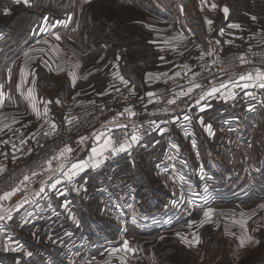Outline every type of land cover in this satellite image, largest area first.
I'll list each match as a JSON object with an SVG mask.
<instances>
[{
    "label": "crops",
    "instance_id": "crops-1",
    "mask_svg": "<svg viewBox=\"0 0 264 264\" xmlns=\"http://www.w3.org/2000/svg\"><path fill=\"white\" fill-rule=\"evenodd\" d=\"M99 1L101 0H90L88 3H85V0H29V5H25L23 3L15 4L13 0H0V167L5 169L29 156L33 151L36 135L44 130L53 129L52 124L56 125L55 129H62L63 116L68 108L105 100L116 101L118 104L113 115L114 118L130 119L128 123H121L119 125L121 128L124 129L122 125L130 127L132 122L140 123L141 121L152 120L161 123L158 126L160 130L147 141L132 143L131 148L126 149L125 152H116L115 159L105 162L104 155L108 149L102 155L96 156H93L91 151L92 148H99L104 143L107 134L114 127L102 126L91 134L77 137L75 143L69 146L73 151L67 153V155H70V159L65 166L61 167L64 171L70 169L72 164L82 161L88 162L82 171H78L82 174H86L88 171L92 173L100 171L103 162L106 165L113 161H119V165L114 166L119 168L125 157L129 158L135 149L146 147L147 151H151L158 144V139L161 137L165 138L166 146L167 139L172 140L169 136L172 119L177 117L173 111L181 108L184 109V113L194 116V127L191 132L193 135H191L188 146L190 150L186 157L180 160L183 162L181 164H187L186 160L190 161L191 151L195 155L194 159L199 161L200 155L196 151L201 150V148L203 159L198 164L203 166L210 167L212 164L218 166L232 165L237 163V160L242 163L247 162L245 165H260L261 163L258 160L261 157L263 158L262 162H264V143L261 144L262 149L258 154H253L254 147L258 145L256 136L261 132L264 134V128L255 129L253 127L248 129L242 124L245 121L243 120L244 112L248 109L253 111L252 109L259 108L262 98L259 97L258 92L254 97L249 93V90L243 87L229 88L228 85H231L233 81L238 82L233 80L234 77L232 76L226 78L225 83L228 88L224 91V94L215 93L201 100V94L210 91L216 85L212 84L204 89L203 87L195 88L189 94L190 96L188 94L181 95L180 97L184 96L185 98H181L177 104L183 102L182 105L184 106H178L171 112L169 106L159 102L139 109H132L126 103L137 94L141 95L147 92L151 85V87L160 84L171 87L179 86L182 80L189 77L190 70L194 69L192 66H197L196 62L198 60L201 58L205 60L206 57L215 53L214 50L216 53L217 49H219V53L224 51L223 47L229 41L235 42L238 40L239 43L237 42V44L240 45L243 36L240 28L228 27L232 23L231 21L239 23L240 18L235 15L233 18L225 16L222 11L224 4L228 1L223 0L221 7L217 4V0H119L121 2L119 7L122 14L126 15V19L132 16L138 19L136 21L153 22L156 19L146 16L147 14H155L154 16L159 19L157 21L162 23L175 24L177 21L182 23V27L179 26V29L183 31L182 39L176 35L172 38V40H175L172 44L163 43V40H167L164 38L166 35L163 32L159 34L160 37H157V34L154 33V38L160 39L158 41L159 48L172 45L171 48L173 49H170V52L174 55V58L165 59L168 63L171 62V66L166 65L165 61L161 59L162 56H159L160 63L157 65V69L151 70L144 65L143 68L140 66V68H146V70L139 81L131 79L126 74L128 65L126 68L124 67L122 57L107 55V52H105L107 56H103V52L99 51L98 47H84L81 41L76 46L74 40L65 41L66 38H63L67 33L72 32L68 27H62L63 23L85 22L87 17L90 18V22L92 20L96 21V9H98ZM233 1L237 2L238 0ZM147 2L151 3L150 9H147ZM185 2L186 5H184ZM239 3L241 4L240 1L237 2V4ZM213 4L221 7V10L212 8ZM6 9L8 10L7 14H5ZM138 11L141 13H138ZM207 20H212L213 23L209 25ZM57 26H59V29H54ZM230 29L233 32H230ZM169 30L172 31V27H169ZM221 31H223V35H221ZM227 31L228 38L224 36ZM245 35H252L258 42L264 41V29L259 28L254 30L252 34L245 33ZM57 36L60 39H57ZM167 52L169 51L163 53ZM177 56L182 57L184 61H180ZM219 58L220 56H218ZM99 60H101L100 65H98ZM177 60L179 61L177 62ZM211 61L215 60H209L205 63ZM185 65L188 67L185 68ZM149 73L152 75L149 76ZM165 73L166 75H164ZM177 73L179 75H176ZM73 76H75V80ZM93 76L98 77L103 84L98 86L97 81L92 79ZM120 76L128 81L127 85L120 80ZM30 90L31 97L29 96ZM258 90L259 87L256 91ZM229 92L233 95H228ZM261 92L264 96V92ZM218 95H221L222 99H219ZM57 100H59V103H56ZM198 100L199 103H197ZM33 103L36 104V109L40 113L39 116L33 110ZM45 108L48 109L47 113H45ZM125 109H131L135 115H129ZM120 113L124 114L120 115ZM209 119H213L209 122L210 124L217 121L215 128H210L204 123H208ZM201 127L206 135H210V139H206V137L198 138L197 128ZM100 132H103L105 137L97 140L96 135ZM244 135H247L246 138ZM81 137H87L88 139L81 143ZM214 140L217 143H214ZM209 149L219 150L222 157L207 153ZM184 152L186 153L185 149ZM212 155L214 158L210 157ZM72 156L73 158H71ZM89 157H92V159H89ZM61 168L56 172H48L43 175L38 185L27 187L24 190V199L23 197L20 199L22 202L30 203V206H27L28 208L25 207L22 211L15 210L14 207L19 204V201L14 196L8 200H0V217H2L0 218V264H28L29 261L37 259L43 261L41 264H47L54 259L63 264L66 261H71V258L74 260L79 256L77 252L73 254L65 253L66 241L63 238L66 235H64L52 239V242L50 241L52 245L46 241L48 244L42 245L50 247H44L42 254L29 259V238L21 239L20 236H16L15 219L16 217L23 218L24 215L28 216L26 219L28 223H25L28 226L27 229L29 227L35 229L38 225L45 230H61L60 233L70 229L73 231L72 236H74L82 228L80 222L73 221L63 224L61 220L65 214L69 213L70 208L66 206L72 197L70 191L66 190L69 188L67 184L70 180L64 178V172L61 171ZM233 175L235 176L233 180L239 179L236 173ZM225 176L226 174L219 175L222 179ZM57 179L61 182L55 188H52L51 185ZM75 180L76 178L72 179V183ZM247 192L245 191V193ZM234 194L241 193L236 188ZM30 195L33 199H29ZM246 195L243 194L238 197L241 198ZM55 196L63 198L61 204L56 201ZM127 196L130 197V200L136 199L138 209V204L141 202L135 198L134 192L128 191ZM26 199L28 201H25ZM125 205L127 204L125 203ZM126 210H128V207H126ZM158 211L154 214H157ZM140 213L143 214V212ZM125 222L114 221L110 223L120 231L134 226L135 231L145 234L146 231L133 222ZM95 227L97 229L98 225L95 223L90 224V232L86 236L87 241L83 244L85 246L89 245L86 253L89 252V258H92L95 255L93 253L97 252L100 247L105 246V244L100 245L102 243L115 245L125 243L122 232L120 233L121 237H111L108 239L111 241L106 240L108 242L93 240L91 231H95ZM19 228L21 229V226ZM48 236L50 237V235ZM68 236H71V234ZM128 244L130 245V243ZM31 246H34V243H31ZM130 249L134 248L130 247ZM62 251L64 253H61ZM103 251L105 249H99V252ZM39 255L42 256V259L39 258ZM89 258L87 262H90Z\"/></svg>",
    "mask_w": 264,
    "mask_h": 264
},
{
    "label": "rangeland",
    "instance_id": "rangeland-1",
    "mask_svg": "<svg viewBox=\"0 0 264 264\" xmlns=\"http://www.w3.org/2000/svg\"><path fill=\"white\" fill-rule=\"evenodd\" d=\"M222 1L217 0V4L221 5V7ZM226 1L228 2L224 6L226 5L230 10L227 16L233 18L235 15L240 18L238 24L241 25L240 30L243 36L240 45L237 44L238 40L228 42L223 47L224 51L222 52L231 50L247 51L263 44L264 41L258 42L252 35H245V33L252 34L254 30L264 29V0H238L237 2L240 1L241 4H237L233 0ZM120 4L119 0H101L97 6L98 9H96V21L92 20L90 22V18L87 17L85 22L76 21V23H70L71 25L69 23H60L63 25L62 27L66 26L72 31L63 38L67 39L65 41L74 40L76 46L81 41L84 47H98V50L103 52V56L109 54L114 57H122L124 67L126 68L128 65L126 74L131 79L139 81L143 77L146 68L151 70L158 68L157 65L160 63L159 56L163 57V61L167 58H174V55L170 52V49H173L171 48L172 45L159 48L158 41L160 39L154 38V33L157 34V37H160L159 34L163 32L166 35L164 38L167 39L163 40V43L172 44L175 42L172 38L176 35L182 39L183 31L179 29V26L182 27V23L180 21L175 24L162 23L157 21L159 19L154 16L155 14H147L146 16L156 19L153 22L136 21L138 19L132 16L126 19V15L122 14V10L119 7ZM146 4L147 9H150L151 3L147 2ZM186 4L185 2L184 5ZM218 5L214 9L221 10ZM138 13L141 12L138 11ZM252 16L257 17V19L252 20ZM231 22L234 23V21ZM169 27H172V31L169 30ZM56 28L59 29V26L54 29ZM230 32H233L232 29H230ZM228 35L227 31L224 36L228 38ZM166 51L169 52L163 53ZM105 52H107V55ZM214 52L211 56L206 57L205 60L200 57L201 59L199 58L200 60L196 62L197 66H192L194 69L190 70L189 77L182 80L177 87H182L184 83L190 82V77L201 68L203 63L209 60L216 61L220 53H222H219V49H217V53L215 50ZM177 57L180 61H184L182 57ZM100 58L105 59L104 57ZM100 64L101 60L98 62V65ZM165 64L171 66V62L165 61ZM143 65L146 68L142 69ZM92 79L97 81L98 86L103 84L96 76H93ZM192 86L190 84L184 87L181 92ZM260 90L264 92L263 88L258 91L249 90V93L254 97H256L258 92L262 100L260 99L259 108L252 109L253 111L248 109L243 114V120L245 121L242 124L248 129L253 127L255 129L264 128V96ZM218 98L222 99L219 95ZM182 103L164 105L169 106L171 112L178 106L183 107ZM173 113H176L175 115L177 116L176 120L172 119L174 123L176 122V125L182 117L187 116L183 108L174 110ZM174 114L173 116H175ZM191 116L193 118L192 121H194V116ZM212 120L209 119L208 123H204L210 128H215L217 121L214 124H210L209 122ZM174 125H170L169 136L172 140L177 139V141H180H178L180 144L175 143L176 154L164 157L165 138L161 137L158 139V144L151 151H147L146 147L135 149L129 158L125 157L119 168L118 166L114 167L119 165V161H113L106 165L101 161L103 162V167L100 171L93 173L88 171L86 174L79 172L72 178H76L73 183L72 179L68 181L67 187L69 188L66 190L70 191L72 197L66 207L70 208V210L61 220L63 224L73 221L82 223V228L77 232L75 231L76 235L72 236L73 231L70 229L60 233L61 230H45L40 225L36 226L35 229H31V227L27 229L26 227L28 226L26 224L28 222H26V219L28 216L24 215L23 218L16 217V236H20L21 239L29 238V252L32 253L29 259L42 254L44 247H50L46 246L48 244L46 241L51 243L52 239L66 235L67 237L63 238L66 241L65 253L73 254L77 252L79 256L74 260L71 258V261H66L63 264H264V207H261V205H264L263 158L261 157L258 160L261 163L260 165H245L247 162L242 163L237 160V163L232 165L218 166L212 164L208 167L198 164L203 159V150L201 148V150L198 149L196 151L200 155L199 161L194 159L195 155L191 151L190 161L186 160L187 164H181L183 162L180 160H183L190 150L188 146L193 134L187 137L185 135L181 136L177 127H175L176 125ZM197 129L198 138L206 137V139H210V135H206L202 127ZM244 136L246 138L247 135ZM256 137L258 145L253 149L254 155L258 154L262 149L261 144L264 143V134L262 132L258 133ZM167 140L169 141L170 139ZM215 141L213 142L217 143ZM207 153L222 157L219 150L209 149ZM210 157L214 158L213 155ZM162 159H165L164 161L166 162L160 164ZM175 161L180 162L176 163ZM234 173L239 178H236V181L233 180L235 178ZM224 174H226L224 179L219 177V175L222 176ZM140 183L142 184L140 191L143 194L142 199L136 196L137 185ZM235 186H237L236 188L241 194H234ZM128 191H133L135 198L141 202L138 204V209L137 202H135L136 199L130 200V197L127 196ZM245 191L248 192L245 193ZM166 192L167 196H165ZM23 193L24 191L13 195L19 201L18 205L20 206L14 207L17 211H22L25 207L30 206V203L22 202L20 199L21 197L24 199L25 195ZM243 194L247 195L241 198L238 197ZM30 198H32L31 195L29 196ZM55 199L60 204L62 203L63 198L55 196ZM149 199L150 201L159 200V203L165 202L163 209L159 210L157 214L143 212L141 208H143V204L146 206L145 204L148 203ZM116 200L121 206L118 209L110 210L108 204H113L111 201ZM25 201L28 200L26 199ZM126 207L130 211L126 210ZM209 208L214 210L211 220L204 223L201 227L200 221L204 219V212ZM140 212H143V214ZM249 216H251V219H248ZM71 218L74 219L72 220ZM241 220L247 222L246 229L238 223ZM114 221L123 223L131 221L147 233L142 234L135 231L134 226L122 231L117 230L115 226L111 225ZM194 221L196 223H193ZM92 223L98 225L97 229L95 227V231H91L92 235H90L93 240L101 242L111 237L118 238V236L121 237L120 233L122 232L125 242L127 244L130 243L128 246L133 247L134 251L123 250V243L116 245L102 243L100 245L105 244V246L99 249H105V251L99 252L98 249L97 252L93 253L95 255L89 258V252L86 254L89 245L85 246L83 244L87 241L86 236L89 235V226ZM190 224L192 225L191 227H189ZM19 226H21V229ZM177 233H180V236ZM69 234L71 236H68ZM244 236H252L253 242L245 243L241 247L240 239ZM181 237L187 238L188 241H191V244L185 243ZM196 237H199V243H196ZM256 240L260 241L259 244L254 242ZM31 243H34V246H31ZM112 249H121V251L111 254ZM61 253L64 252L62 251ZM39 258L42 259V256L39 255ZM88 258L90 262H87ZM41 263L43 261L37 259L29 261L28 264ZM60 263L54 259L47 264Z\"/></svg>",
    "mask_w": 264,
    "mask_h": 264
},
{
    "label": "built area",
    "instance_id": "built-area-1",
    "mask_svg": "<svg viewBox=\"0 0 264 264\" xmlns=\"http://www.w3.org/2000/svg\"><path fill=\"white\" fill-rule=\"evenodd\" d=\"M243 56L244 62H241L240 57ZM264 72V43L251 48L247 51L231 50L222 52L220 58L216 62H208L201 66V68L193 74L190 82H186L182 87H171L166 84H160L156 87H151L147 92L137 95L126 103L132 109L145 108L153 105L155 102L162 104H176L182 97L180 90L190 84L199 83L203 89L209 85H216L219 88L221 84H225L226 78L232 76L233 80H237L240 85L248 83L247 90H256L259 87V82L255 79L257 70ZM252 73L254 79L251 81H241L239 76L241 74ZM228 85L229 88L233 87ZM227 87V88H228ZM227 88H220L218 94H224ZM261 87H259L260 89ZM148 93H154L153 96H148ZM219 95L220 97H222ZM169 100H175V103H168ZM118 104L112 100H105L103 102H93L84 104L78 107L68 108L63 116L62 129H50L39 132L35 137V144L32 153L17 161L14 165L5 168L0 173V195L6 191H11L13 188L19 186L20 191L23 192L27 187L38 185L43 175L48 172H56L62 166H65L70 159V155L60 156V152L66 146L75 143L77 137L81 135H88L100 129L102 126H114L109 131L107 136H111L113 140V147H118L126 138H129L133 133L137 134L140 139L138 142L147 141L154 133L160 130L158 128V121L146 120L139 122H132L130 127L121 128V123H128L130 119H116L113 117ZM187 117V119L185 118ZM182 117L181 120L175 124L181 136H190L193 130V118L190 114ZM71 120V123L69 121ZM176 120V119H175ZM192 121V122H191ZM179 143L175 139L169 140L165 146V156L169 157L175 153L176 145ZM125 152V151H120ZM116 152L113 153L111 148L105 152V162H109L116 158ZM53 157H56L53 159ZM165 159H162L160 164ZM51 161V166H49ZM33 173H36L33 176ZM28 176L30 179L25 181L24 177ZM23 181V183H21ZM17 193V192H16ZM133 193V191H132ZM113 204H108L110 210L118 209L121 204L116 201H111Z\"/></svg>",
    "mask_w": 264,
    "mask_h": 264
},
{
    "label": "snow or ice",
    "instance_id": "snow-or-ice-1",
    "mask_svg": "<svg viewBox=\"0 0 264 264\" xmlns=\"http://www.w3.org/2000/svg\"><path fill=\"white\" fill-rule=\"evenodd\" d=\"M13 2L15 4H25V5H29V0H13ZM90 2V0H85V3H88ZM217 5L216 4H213L212 5V8H216ZM223 13L225 14V16H227L229 14V8L225 5L222 9ZM8 10L6 9L5 10V14H7ZM252 20H256L257 17L255 16H252L251 17ZM207 23L209 25H211L213 23L212 20H207ZM229 28H240L241 26L238 24V23H231L228 25ZM223 31H221V35H223ZM57 39H60L59 36L56 37ZM231 41H229L230 43ZM217 43H219V41H217ZM27 55V54H26ZM161 59H163V57H161ZM241 59V62H244V58L243 56L240 57ZM185 68H187L188 66L185 65L184 66ZM149 76H151L152 74L149 73L148 74ZM166 75V73L164 74ZM176 75H179V73H177ZM120 80L125 84L127 85L128 84V81L124 79L123 76H120L119 77ZM73 79L75 80V76H73ZM254 77L252 75V73H248V74H241L239 76V80L241 81H251L253 80ZM255 79L259 82V87L261 88H264V72L260 71L259 69L257 70L256 72V76H255ZM233 88L235 87H243V88H247L249 87V84L248 83H244L243 85H240L239 83H237L236 81H233V84H232ZM202 85H200L199 83H195L192 87H189L187 89L186 92H182L181 95H187L189 93H191L194 88H201ZM220 88H227V85L225 84H221L219 88L217 87H212L210 91H205L201 94L200 96V99H205L206 97L208 96H212L214 95L215 93L219 92L220 91ZM31 90L29 91V96L31 97ZM148 96H153L155 95L154 93H148L147 94ZM228 95H233V93L229 92ZM50 103V102H49ZM56 103H59V100L56 101ZM168 103H175V100H169ZM197 103H199V100L197 101ZM33 110L37 112V115L39 116L40 113L39 111L36 109V104L33 103ZM48 109L45 108V113H47ZM126 112L129 113V115H135L134 112L131 111V109H125ZM124 113H120V115H123ZM187 119V117H185ZM202 122V121H201ZM69 123H71V120L69 121ZM51 127L53 129L56 128V125L55 124H52ZM122 127H127L126 125H122ZM102 137H105V134L103 132H100L98 135H96V139L97 140H100ZM86 139H88L87 137H81L80 138V142L83 143ZM140 139V137L133 133L130 137V140L128 138H126L124 140L123 143L119 144L118 147H113V140H112V137L111 136H107L104 140V143L99 147V148H92V154L93 156H96V155H102L103 152L109 148H111V151L113 153L115 152H118V151H125L126 149L128 148H131L132 146V143H135V142H138V140ZM7 143V142H5ZM73 151V149L69 146H66L64 149L61 150L60 152V156L61 157H64L67 153H71ZM56 157H53V159H55ZM89 159H92V157H89ZM49 163V166H51V161L48 162ZM88 162L87 161H82L80 163H74L71 165V168L68 169L67 171H64L63 168H61V171L64 172V178L67 179V180H71L73 178L74 175H76L78 173V171H82L86 166H87ZM5 169L3 167H0V173H2ZM36 173H33V176H35ZM30 178L28 176H25L24 177V180L27 181L29 180ZM61 181L59 179H57L55 181V183H53L51 185L52 188H55L57 184H59ZM23 183V181L21 182ZM20 187L17 186L15 188H13L11 191H6L3 193V195H0V200H8L10 199L13 195H15L16 192L20 191ZM41 191H43V189H41ZM20 205H17V207H19ZM261 207H264V205H261ZM8 211H11V210H8ZM214 210L209 208L207 211L204 212V219L200 221V226L202 227L204 225V223H207L211 220V217H212V214H213ZM2 218V217H0ZM9 218H11L9 216ZM248 219H251V216L248 217ZM236 222V221H234ZM193 223H196L195 221ZM238 223L241 224L242 227H244L246 229V221L245 220H241V221H238ZM192 225L190 224L189 227H191ZM178 236H180V233H177ZM162 238V237H161ZM182 240H184L185 243H188V244H191V241H188L187 238L185 237H181ZM253 242V237L252 236H244V237H241L240 239V245L241 247H243L245 245V243H251ZM256 244H259L260 241L256 240L254 241ZM196 243H199V237H196ZM123 250H126V251H134L133 249H130L127 242L124 243L123 245ZM121 251V249H112V253L111 254H115L116 252H119ZM28 255H32V253H28Z\"/></svg>",
    "mask_w": 264,
    "mask_h": 264
},
{
    "label": "trees",
    "instance_id": "trees-1",
    "mask_svg": "<svg viewBox=\"0 0 264 264\" xmlns=\"http://www.w3.org/2000/svg\"><path fill=\"white\" fill-rule=\"evenodd\" d=\"M176 141H177V139H176ZM179 141V140H178ZM180 142V141H179ZM180 144V143H179ZM137 187H138V191L136 192V196L138 197V198H140V199H142V196H143V194L140 192L141 191V188H142V184L140 183V184H138L137 185ZM165 196H167V192L165 193ZM164 203L165 202H161V203H159V200H157V201H150V199L148 200V203L147 204H145L146 206H144V204H143V208H141L142 210H143V212H148V213H154V212H156L157 210H161V209H163V206H164ZM137 232H139V231H137Z\"/></svg>",
    "mask_w": 264,
    "mask_h": 264
}]
</instances>
